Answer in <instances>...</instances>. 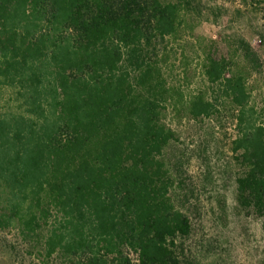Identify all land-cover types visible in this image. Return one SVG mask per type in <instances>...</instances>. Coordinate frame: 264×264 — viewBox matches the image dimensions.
Masks as SVG:
<instances>
[{
	"label": "trees",
	"instance_id": "trees-1",
	"mask_svg": "<svg viewBox=\"0 0 264 264\" xmlns=\"http://www.w3.org/2000/svg\"><path fill=\"white\" fill-rule=\"evenodd\" d=\"M203 18L199 0H0V231L39 264H199L171 122L231 117L234 201L264 229L258 57Z\"/></svg>",
	"mask_w": 264,
	"mask_h": 264
},
{
	"label": "rangeland",
	"instance_id": "rangeland-1",
	"mask_svg": "<svg viewBox=\"0 0 264 264\" xmlns=\"http://www.w3.org/2000/svg\"><path fill=\"white\" fill-rule=\"evenodd\" d=\"M203 20L199 32L208 38L241 37L258 57L249 77L252 95L264 101V0H199ZM178 141L170 152L181 162L176 203L185 204L192 223L188 245L206 253L199 264H264L262 222L241 211L234 201L233 168L228 144L230 116L220 123L171 122ZM222 198L224 209L216 200ZM206 251V252H204ZM0 264H39L15 237L0 231Z\"/></svg>",
	"mask_w": 264,
	"mask_h": 264
}]
</instances>
